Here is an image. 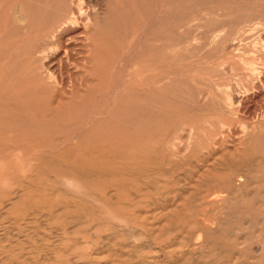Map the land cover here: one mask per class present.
<instances>
[{
    "label": "bare ground",
    "instance_id": "1",
    "mask_svg": "<svg viewBox=\"0 0 264 264\" xmlns=\"http://www.w3.org/2000/svg\"><path fill=\"white\" fill-rule=\"evenodd\" d=\"M14 1L19 5V13L10 17L5 16L2 21L0 20V149L6 143L11 144L15 150L26 149L32 147V142L33 158L24 175L17 178L14 170L8 165V156H0L1 188L5 187L9 180L15 186L13 188L19 190L17 196L11 198V201L0 193V264H15L12 260L16 258H25L24 263L29 264L27 262L29 259L25 255V243H30L31 239H34L32 235H36V241L39 243V246L36 247L38 248V262L34 259L36 264H116V262L120 264H132L133 262L134 264H159L160 262L163 264L168 259L175 257V250H167L166 246L157 250L152 242L158 238L165 244L169 243V239H171L176 249L178 246L185 250L187 255L191 253L198 255L199 258L202 254L205 256L203 251L207 246H211L212 250L215 249L216 244L219 243L216 240L218 234L214 231L215 224L213 225L214 222L206 219L204 215H201L200 219H194V225L191 221L188 226L185 224V227H180L185 221L183 216L180 217L183 219L180 225L178 218H175L177 216L174 218L178 222H173L175 219L172 220L171 213L177 214V211L185 209L186 200L183 198H177L171 193H167V195L163 193L160 204L159 202L154 203V208L152 203L150 204L153 208L152 212H154L152 213L147 205L149 201L138 199L137 192L132 196L129 193L133 184L139 180L154 176L159 179L157 181L159 184L162 179L167 177L170 170L181 169L174 161V158L181 154L182 142L179 144L177 141L178 134H176V140L165 137L154 140L149 131L143 130L148 125H146V118L143 119L142 115H166V100L170 98V95L173 105L181 107V103L177 101L168 82L175 80L174 82L180 86H186L185 81L176 80L175 73L163 66L158 67L151 64L156 60L161 65L167 62L165 55L169 45L168 34L178 26H182L180 23H174L173 17H169L168 0H136L135 12L141 17L133 25L132 32L130 31L131 36L126 34L127 32L123 33L124 37L116 34L119 29L118 22H115V25L110 27L116 37L106 44L108 47L105 49L106 53L100 48L103 43L99 35L95 33L89 52L96 61L92 79H87L84 82L85 89L72 83V95H69V98L64 90V81H56L53 73L46 70L45 64H47L49 54L56 49L61 50L66 60L69 59L73 54H70L72 48L70 45L63 46V36L67 33L70 34L72 28H87L90 22L91 24L92 21L95 22V11L89 13L90 10H85L83 0ZM4 3L5 0H0V9L4 10L3 13L5 12ZM198 12L196 11V13ZM46 13L49 14V17L41 22L42 25L36 29L34 17L45 16ZM217 31L214 29L212 34H216ZM10 38H14V45H11L8 51H20L23 56L25 55L22 73L19 71L25 77V84L16 83L17 81L12 83L8 80L14 76L16 71L14 69L16 66H13L12 69L9 68L15 60L10 61L5 57L6 46L9 44ZM179 58L181 57H178L177 60ZM72 60L69 61L73 62ZM188 65L191 66V64ZM126 68H130V72L127 73ZM260 85L262 86V84ZM200 86L198 87L201 88ZM21 90L25 91L21 92ZM43 97H49L47 104L42 101ZM186 98L188 100V97ZM197 106L199 105L197 104ZM66 107H68V114H65V110H63ZM70 108L72 112H69ZM204 110L206 109L204 108ZM63 115H69V120L65 118L68 120L67 126L70 130V132L67 130L69 132L67 137L56 133L59 129L57 130L55 123L63 119ZM203 128L205 129L204 125ZM204 131L206 132V130ZM209 133L211 134V132ZM4 135H8L9 138L3 139ZM199 140L201 141L200 138ZM263 142L260 141V144ZM155 145H158V148ZM221 154L217 158L218 164L221 165L217 166L219 169H215L216 166L213 164H206V168L197 174L196 178L202 181V184L199 181V183H191L188 180L191 184H196L193 186L195 191L193 190L191 195L205 194L201 205L210 214L218 210L224 213L229 212L234 205V198L242 193L245 194V197L249 195L245 191V187L250 181L248 176L250 169L247 170L246 165L236 159L232 150L226 157ZM197 170L196 172H198ZM182 173L184 174V172ZM251 175L253 176L252 173ZM162 183L165 184L168 181ZM199 184L201 185L199 186ZM259 186L261 189L264 188V182ZM166 190L168 189L166 188ZM12 194H16V192ZM262 194L264 195V191ZM27 197H30L32 201L31 199L26 200ZM12 209L14 212L22 211L25 217H18L20 213H14ZM13 213L16 216H12ZM190 213L188 216L191 215ZM156 218L157 222L162 220V224H158L159 226L163 225L161 229H153L157 227L152 223V220L155 221ZM6 221H8V225ZM234 222H231L232 225ZM34 225L38 227L35 231H33L34 228H31ZM199 225L202 229L198 231L196 227ZM172 235H174L173 238L170 237ZM219 235L226 242L221 243L220 250L216 249L227 257L226 264H244L245 257L254 259L256 254L260 253L254 250L252 245L246 254L242 250L235 251L234 247L229 244L232 241V236L231 231L227 229ZM169 245L171 244L169 243ZM27 249L26 251H28ZM261 252L263 251L261 250ZM206 253L208 254V252ZM211 254L213 253L211 252ZM183 255L185 256V254ZM188 256L190 257V255ZM260 258L262 259L261 256ZM169 263L171 264V261Z\"/></svg>",
    "mask_w": 264,
    "mask_h": 264
},
{
    "label": "rangeland",
    "instance_id": "2",
    "mask_svg": "<svg viewBox=\"0 0 264 264\" xmlns=\"http://www.w3.org/2000/svg\"><path fill=\"white\" fill-rule=\"evenodd\" d=\"M82 2L85 3V4L82 3L84 6V9L87 11L90 10L89 13L92 12L93 10L95 11L96 13V16L94 17L95 22L92 21V24L90 22L91 25L89 24L87 28H83V27L76 28V29L72 28L74 30L71 29V32H69L70 34L67 33V35L63 36V39H62L63 46L65 47V46L70 45V47L72 48V49L70 48L71 49L70 54L72 53L73 54L70 55L68 60L64 58L61 50L56 49V51L54 50L53 52H51L52 54L51 53L49 54V58L46 62L48 65L45 64V66H47L45 67L46 70L49 71L51 74L53 73L52 75L56 78V81H60V80L64 81L65 83L64 90L68 98H69V95H72L73 84L74 85L77 84L76 86L79 85L82 89H85L84 82L87 79L89 80L92 79V73L95 70L96 61L94 60V58L90 56L89 52L91 50V43H93L94 41L95 33L99 35L100 40L103 43V46H101L100 48L104 51V53H106L105 49L108 48L106 44L110 42L109 40L114 39V37H116L114 35L115 32L110 26H113L115 25V22H118L119 32L117 31L116 34L120 35L121 37L123 35L124 37L125 34L123 33L127 32L126 34L131 36L133 25L141 17L137 15L135 12L136 7H137L136 0H89V1L83 0ZM168 2H169V7H168L169 17H173L175 20L174 23H180L182 24V26H178L177 28H175L168 34V39H169L168 44L169 45H168V51L165 55L167 62L161 65L156 60L155 62L152 61L151 64L158 66V67L163 66L170 72L175 73L176 80L180 79V80L185 81L186 86H180L179 84L174 82L175 80L168 82L170 83L171 89H173L175 93L174 95H176L177 101L181 103V107L173 105V102L171 100L172 97L170 95L169 96L170 98L166 100L167 102L166 103L167 104L166 115H142L143 119L146 118L145 119V121L147 122L146 125H148L147 127H144L143 130L149 131V134H151V138H153L154 140H160L164 137L168 139L176 140V136H177L176 134H178L177 138L179 140L177 139V141L179 142V144L182 142L180 146L181 154L179 155V157L174 158V161L178 164V166H180L181 169H178V171L170 170L169 171L170 175L169 174L167 175L166 177L167 179L166 178L162 179L159 184L157 182L159 181V179L155 178L154 176H152L153 179L155 178L154 180L152 179L151 176L148 179L139 180V182H135L133 184L132 189L134 190L131 189L132 192L130 191L129 193H131V196H132V195H136V192H137L136 196L138 197V199L140 198V200H143L145 202L149 201L147 205L149 206V209L151 212L155 204H157L158 202L160 204V200L162 199L163 193L165 195H167V193H171V195L173 194V196L175 195V197L177 198H183L184 200H186V205L184 203V206H185L184 211L179 210L177 211L178 213L176 212L177 214H175V212L174 214L171 213L173 217L172 220L175 218H178L179 225L181 221L183 222V219L185 220L180 225V227H183V226L185 227V224L186 226H188L189 223H191V221H192V224L194 225V219L195 220L200 219L202 217L201 215H204L206 219H210L212 223L214 222L213 225L215 224L214 225L215 228L214 227L213 228L215 229L214 231L218 234L216 240L219 243L216 242L217 244L215 246V249L213 248V250L211 246H207L208 248L210 247V249H207V247L206 249H204L205 251H203V253H205L206 257L202 254V256L199 258L198 255H194L191 253L188 254L190 255L189 257L186 254V252H184L185 250L179 248L178 246L176 249V246L174 243L172 244L171 239H169V243L171 245H169V243L165 244L163 241H160L159 238L154 240L152 242V245L156 247L157 250H161V248L165 246L167 247V250L168 249L170 251L175 250V255H174L175 257L168 259L169 261H171V264H175V263L176 264H183V263L184 264H204V263L205 264H226L227 257L222 255V253L219 252L221 243L223 244L224 242H226L223 238L220 237L219 234L226 229L231 231L232 241L229 244H231L234 247L233 249L235 251L242 250L243 253L246 254L247 250L253 246L252 248L254 250H256L257 252L258 251L260 252L256 254V258L254 259L250 257H245L244 264H264L263 262L264 261V257H263L264 256V220H263L264 219V195L262 194V192L264 191L263 190L264 188L261 189V187L259 186L264 182V142L263 144H260V141H264V88H263L264 87V82H263L264 81V75H263L264 74V43H263L264 42V0H221V1L220 0L219 1L217 0L216 1L215 0H199V1L197 0H168ZM90 5L91 6L93 5V6L91 7ZM4 9H5L6 14L5 12L3 13L4 11L3 9H0V20L1 21L5 16L10 17L14 14L19 13V5L14 0L13 1L5 0ZM196 11H199V12L196 13ZM48 13H46L45 16L40 15L39 17H36V18L34 17V20H35L34 27L36 29L37 27L42 25L41 22L45 21L49 17ZM204 13H205V16H204ZM192 20L194 21L192 22ZM83 29L85 30L83 31ZM207 29L209 30L207 31ZM214 29L218 30L216 34L215 33L212 34ZM74 31L75 33H73ZM180 36L182 37L180 38ZM13 40L14 38H10L8 40L9 44L6 46L7 53L5 57L9 59L10 61L15 60L14 62L16 64L12 62V64H10V67L9 66L8 67L12 69L16 66L14 68L16 69V71L14 72V76L10 77L8 80L9 82L12 81V83H15V81H17L16 83L21 82L25 84L26 83V81H24L25 77L21 74L22 69H23L22 63L24 61L25 55L23 56L20 51L18 52L8 51L11 45H14ZM207 41L209 42L207 43ZM75 47L76 49L74 50ZM56 52L58 53L56 54ZM75 54H76V57H75ZM88 57L89 58L91 57L92 59L91 58L89 59ZM178 57H181V58L177 60ZM76 58L78 61L76 60ZM69 60L70 61L72 60L73 62H70ZM92 63H94V65H92ZM188 64H191V66ZM86 67H88L89 69ZM211 68L212 69L214 68L213 71H211L212 70ZM126 69H127L126 70L127 73L130 72V68H126ZM84 72L86 73V75ZM185 72H186V75H185ZM249 76L252 79H250ZM68 83H71V84H68ZM260 84H262V86ZM198 86H200L201 88H199ZM22 91H25V90H21V92ZM181 97L183 98L184 101L182 100ZM186 97H188V100ZM48 100H49V97L42 98V101L45 102V104L48 103ZM76 101H78V99H76ZM197 104L199 106H197ZM186 106L188 107V109ZM202 106L206 110H204ZM63 110H65L64 111L65 114H68V107H66ZM69 112H72L71 108ZM63 116H64L63 119L56 122L55 124L57 126V130L59 129V131H57L56 133H58V135L60 134L63 137H65L66 135L68 136V133L70 132L69 127L67 126L69 115H63ZM65 118H67L68 120ZM221 124L224 128L221 126ZM203 125L205 129L203 128ZM220 126L222 130H220L221 129ZM90 128L91 127L89 126V129ZM67 130H69V132H67ZM196 130L198 131L195 132ZM204 130H206V132ZM198 132L200 135H203L201 136L202 138L200 137ZM209 132H211V134ZM8 138H9L8 135H4L3 137V139H8ZM199 138L201 139V141L199 140ZM208 140L210 141L208 142ZM31 146L33 147L32 142H31ZM32 147H29L26 149L21 148L19 150L18 149L15 150L11 144L6 143L4 144L3 148L0 149V156L1 155L8 156V159H9L8 165L9 167L11 166V168L14 170V173L16 174L17 178L22 177L30 165V160L33 158ZM155 147L158 148V145H155ZM231 150L233 151L236 159L241 160L246 165L247 170L250 169L248 170V176H249L250 181L247 187H245V191L248 192L249 195L248 197H245V194L242 193L237 198H234L233 199L234 205L231 208L232 210L230 209L229 212L224 213L218 210L210 214V212L205 210V208L201 205V200L205 198V194L202 193L201 195H197V196L191 195V192H193L194 190L193 186L196 185V184H191V183L200 182L202 184V181L196 178V176H198L197 174L199 173V171L205 169L208 164H213L214 166H216L215 169L216 168L219 169L221 165L218 164L219 161L217 162L218 156L222 153L221 155H224V157H226L227 154H229ZM8 153L9 154L11 153V154L9 155ZM201 160H203L204 163ZM189 163H191L190 168L188 167ZM195 169L196 170L198 169L197 170L198 172H196ZM182 172H184V174ZM251 173L253 174V176L251 175ZM176 174H177V177H176ZM148 180H149V183H148ZM150 181L152 182L153 185L151 184ZM163 181L164 182L168 181V183L163 184L162 183ZM254 183H258V184H254ZM201 184H199V186ZM138 185H139V188H138ZM161 186L164 188L159 189V187ZM13 187L15 186L12 185L11 181L8 180V183L5 185V187L1 188V184H0V188H1L0 193L5 195L6 199L9 198V200L11 201V198L16 197L17 193H19L18 192L19 190H16L17 188L14 189ZM165 187L168 190H166ZM181 190L184 192H182ZM14 192H16V194H12ZM159 195H160V198H159ZM250 196L252 197V199ZM25 199L30 200L31 198L27 197ZM197 201H200V202H197ZM240 202L242 205L240 204ZM187 203L190 205H188ZM24 204L26 205V202H24ZM150 204L153 206V208ZM199 208L200 210H198ZM193 209L195 210L193 211ZM12 211L14 212L13 209ZM206 211L209 214H207ZM14 213H20V216L18 217H21V218L22 216H24L22 211L21 212L16 211ZM189 213L191 215L188 216ZM12 216H16V215L14 214ZM174 216H177V217L174 218ZM182 216H183V219L180 218ZM187 216H188V219H187ZM248 217H249V220H248ZM156 220L157 218L155 219V221L152 220L153 225L155 226L157 225V227L152 226V227H155L153 229H156V230L157 228L161 229L163 225L159 226L158 224L159 223L162 224V220L160 221L158 220V222ZM175 220H173V222H178L177 219ZM259 220H261L262 222ZM231 222H234V224L232 225ZM6 223L8 225V221H6ZM6 223H5V226H6ZM221 223L222 225H220ZM5 226H3V228H5ZM31 228L32 229L34 228L33 231H35V229L37 230L38 227L34 225ZM196 229L199 231L202 228L199 225L196 227ZM32 237H34V239H31L30 243H27V242L25 243V246H26L25 255L29 259L27 261L29 264H36V261L38 262L37 260L38 259L37 257L38 248L36 247L39 246L38 245L39 243L36 241V235L35 236L32 235ZM170 237L173 238L174 235ZM156 241L158 244L156 243ZM216 248H218L219 250H217ZM26 249L29 252L26 251ZM209 250H211L213 254H211ZM261 250L263 252H261ZM206 252H208V254ZM182 253L185 254L186 257ZM209 253L211 254V256ZM30 254H31V257H30ZM259 255L262 257V259L260 258ZM207 256L210 258H208ZM219 256L221 257V259ZM183 258H185L186 260ZM201 258H202V262H201ZM34 259L36 261H34ZM180 259H181V262H180ZM24 260L25 258H21V259L16 258V259H13L12 261L15 264H25ZM168 260L164 262L163 264L165 263L170 264ZM116 264H120V263L116 262ZM132 264H134V262Z\"/></svg>",
    "mask_w": 264,
    "mask_h": 264
}]
</instances>
